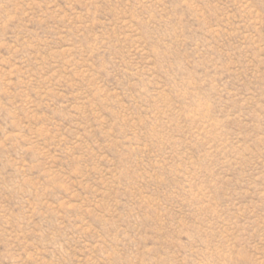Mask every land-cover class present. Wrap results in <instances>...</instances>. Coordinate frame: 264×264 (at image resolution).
Wrapping results in <instances>:
<instances>
[{
	"label": "rangeland",
	"instance_id": "1",
	"mask_svg": "<svg viewBox=\"0 0 264 264\" xmlns=\"http://www.w3.org/2000/svg\"><path fill=\"white\" fill-rule=\"evenodd\" d=\"M0 264H264V0H0Z\"/></svg>",
	"mask_w": 264,
	"mask_h": 264
}]
</instances>
